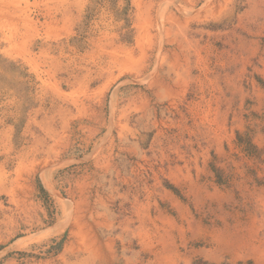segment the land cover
<instances>
[{"label":"rangeland","instance_id":"1","mask_svg":"<svg viewBox=\"0 0 264 264\" xmlns=\"http://www.w3.org/2000/svg\"><path fill=\"white\" fill-rule=\"evenodd\" d=\"M0 264H264V0H0Z\"/></svg>","mask_w":264,"mask_h":264}]
</instances>
